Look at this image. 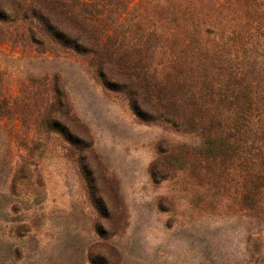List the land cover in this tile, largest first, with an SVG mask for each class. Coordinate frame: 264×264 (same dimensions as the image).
Segmentation results:
<instances>
[{
	"label": "trees",
	"instance_id": "1",
	"mask_svg": "<svg viewBox=\"0 0 264 264\" xmlns=\"http://www.w3.org/2000/svg\"><path fill=\"white\" fill-rule=\"evenodd\" d=\"M0 44L77 56L139 121L198 137L159 145L153 182L183 174L204 189V201L264 223V0H0ZM4 83L0 69V120L24 128L14 192L45 150L34 137L62 139L91 179L99 221L111 223L122 196L58 76L38 79L20 99ZM98 227L106 245L96 243L90 263L119 264Z\"/></svg>",
	"mask_w": 264,
	"mask_h": 264
},
{
	"label": "rangeland",
	"instance_id": "2",
	"mask_svg": "<svg viewBox=\"0 0 264 264\" xmlns=\"http://www.w3.org/2000/svg\"><path fill=\"white\" fill-rule=\"evenodd\" d=\"M0 69L12 99L27 96L38 79L58 76L124 203L111 223L99 221L79 155L62 139L54 144L38 136L32 144H45L33 158L38 167L14 192V173L26 156L24 128L17 118L0 120V264H91L96 243L106 245L95 231L100 225L120 253L119 264H264V223L204 201V189L183 174L159 184L151 179L159 145L200 144L198 137L139 121L77 56L0 44Z\"/></svg>",
	"mask_w": 264,
	"mask_h": 264
}]
</instances>
